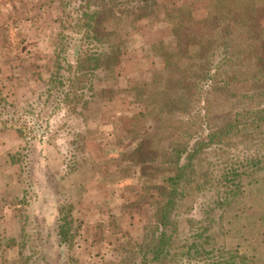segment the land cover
<instances>
[{"label": "rangeland", "instance_id": "374dc122", "mask_svg": "<svg viewBox=\"0 0 264 264\" xmlns=\"http://www.w3.org/2000/svg\"><path fill=\"white\" fill-rule=\"evenodd\" d=\"M259 3L264 6V0H259ZM179 6H187L196 20H203L215 12L216 0H186L184 5L167 7L158 5L154 14L146 19L156 24L163 11L169 16ZM57 7L55 23L46 21L43 29L44 43H52L53 38V51L46 50L40 58L45 59L52 53L50 73L54 44L60 32L62 12L59 2ZM167 20L172 25L169 17ZM52 26L55 29L50 33ZM33 28L38 30L40 26L36 25L35 19H30L27 30L34 34ZM134 28L138 29L134 25L121 32L124 56L128 48L126 41L130 39L135 42L130 33ZM171 36L173 40L169 43L155 44L143 52L135 51L136 68H133L138 73L133 71L134 77L130 79L127 77L131 74L126 75L125 83L118 82L116 73L124 56L113 76L101 73L95 96L86 110L79 107V114L65 113L62 110L65 104L57 109L55 97L49 100L45 98V82L50 74L42 77V73L36 71L38 61H20L25 65H20L22 68L17 70V78L14 76L17 80L11 83L4 82L0 76V98L6 99V102L0 100V126H22L26 134L22 138L26 145L12 156L21 163L20 194L16 193V188L6 190L7 193H4L5 189H0V221L6 213L12 221L19 222V227L7 229L0 223V247L17 240L22 264H138L139 259L133 257L135 245L143 242L153 228L158 205L163 200L161 188L167 186L168 178L175 173L169 162V139H166L160 123L151 117L141 116L146 111L138 96H147L149 92L161 89L160 79L167 75L164 55L178 52L177 39L174 34ZM33 44V41L29 42V45ZM34 54L35 50H29L27 59L33 60ZM245 59L240 73L245 80L235 84V90L242 93L253 90L250 78L259 67V61L254 56L249 55ZM115 81L117 90L103 89L104 84L112 86ZM211 98L212 114L221 118L232 114L234 105L225 102L223 93L214 91ZM102 99L109 100L111 104L105 112L101 111ZM114 112L121 115L117 116L113 128L100 129V123L105 122L107 115L114 119ZM35 144L42 147L35 148ZM133 144L135 148L131 147ZM221 148L210 154L213 162L217 160L216 175L223 174L224 161L229 154L233 160H230L226 170H230L228 178L233 179L234 169L229 167L238 166V171L244 170V152L236 154L235 149H229L227 154ZM251 152H255V149ZM204 168L199 167L198 170ZM95 180L102 181L105 187L100 190H109L115 199H108V203H105L100 199L102 193L99 196L90 195V199L86 186L95 184ZM249 180L240 188L231 210L224 213L223 223L217 222L213 227V232H217L213 242L264 264V169ZM230 185H233V181ZM186 191L188 195L181 206L183 212L177 237L182 250V245L187 244L190 238L187 237L191 229L188 219L205 217L204 206L209 196L207 192L198 195L194 187ZM8 201L10 207L7 206ZM64 202L74 204L73 216L80 228V247L73 251V260L66 248L54 241L58 237L57 227L47 220L56 218L58 221V213ZM53 210L57 213L55 217ZM213 216L219 219L220 210L214 211ZM89 239L93 241L89 242Z\"/></svg>", "mask_w": 264, "mask_h": 264}, {"label": "trees", "instance_id": "16d2710c", "mask_svg": "<svg viewBox=\"0 0 264 264\" xmlns=\"http://www.w3.org/2000/svg\"><path fill=\"white\" fill-rule=\"evenodd\" d=\"M56 1L62 12L60 32L44 96L48 100L55 97L57 109L65 104L72 114H79V107L86 110L95 96L100 74L113 76L122 62V30L154 14L159 2ZM186 8L179 6L168 16L178 52L164 55L167 75L160 79L161 89L138 96L146 111L141 116L160 123L169 139V162L175 173L161 188L163 200L155 224L144 241L135 245L133 257L139 259L138 264H260L247 255L217 246L213 227L223 223L224 213L236 203L240 188L264 169V6L259 0H216L215 12L203 20H196ZM249 55L259 61V67L250 78L253 90L242 93L235 90V84L245 80L240 73ZM214 91L223 93L225 102L233 103L228 117L212 114ZM0 100L6 102L3 97ZM17 130L22 138L26 137L22 126ZM221 146L226 153L229 149H235L236 154L244 152V170L229 167L234 169L233 179L228 178L230 170H226L233 160L228 153L223 174L216 175L217 160L213 162L210 154ZM253 148L255 152H251ZM199 167L204 170L199 171ZM190 187L200 196L205 192L209 196L205 217H189L190 238L182 250L177 240L178 223ZM74 210V204L64 202L57 223L61 246L72 260L73 251L80 247ZM217 210L221 212L219 219L213 216Z\"/></svg>", "mask_w": 264, "mask_h": 264}, {"label": "crops", "instance_id": "0c3cea01", "mask_svg": "<svg viewBox=\"0 0 264 264\" xmlns=\"http://www.w3.org/2000/svg\"><path fill=\"white\" fill-rule=\"evenodd\" d=\"M158 2L159 5L167 7L184 5V3H186V0H158ZM57 3L58 2L56 0H0V76L2 77L4 82L11 83V81L13 80L16 81L18 75L17 70L22 68L20 65H25L24 63L28 61H34V63L35 61H38V65H36V71L42 73V77H46L50 74L49 61L52 53L50 55L48 54L45 59L42 57L41 60L40 58L41 54H43V52H45L46 50L47 52L53 51V38L52 43H44L43 38L45 37V35L43 33V29L45 28L44 24L46 21H48L49 24L53 22L55 23L58 8ZM167 17L168 13H165L163 11L161 17L157 18L156 24H152V20L146 18L141 19L137 23H135L138 29L136 30V28H134L133 30H131L132 32L130 31L135 42H131L130 39L129 42L126 41V47H128L126 55L124 56L122 64L118 66V69L116 70L118 82L125 83V76L129 74H131V76L127 77V79H130V77H134L132 72H135L136 70L133 68V66L135 67L136 65L134 59L135 51L143 52L145 50H148V48L155 44L162 42L169 43L171 40H173L171 36L173 35V28L171 23L167 20ZM30 19H35L36 25L40 26V29L38 30L34 28L32 29V31H35L34 34H31L27 30V22ZM53 29L55 28L52 26L50 33L54 31ZM31 41H33V45H29V42ZM31 49L35 50V54L33 60L32 58L28 60L26 54H29V50L31 51ZM138 55H140V53ZM20 61H23L24 63L22 62L21 64ZM136 73H138V71ZM36 79L37 75H35L34 80ZM115 84L112 86L104 84L103 89L117 90L116 81ZM125 93H127V91H125ZM8 96L13 95L9 94ZM121 97L123 98L124 96H120V98ZM106 100L107 99L101 100V111L103 112L107 111V109H109L111 105L110 101ZM62 110L65 113L72 114L66 107H63ZM115 113L116 116L113 120H111V117L109 115L106 116L105 122L100 123V129L113 128V126L117 122V116L121 115L118 112H114L113 114ZM17 129L18 128L16 125H6L5 127L0 126V180H2V182L0 181V189H5L4 193H7L6 190L11 191L16 188V193L20 194L21 190V163H19V161H17L14 157L12 158V156H14V154L18 152L19 149L23 148L26 145V142L22 139V137H20ZM38 147L42 146H37L35 144V148ZM38 161L40 162L41 159H39ZM94 182L95 184H88V186H86L88 196H99V194L102 193L103 197L100 199L103 202L108 203V199H112L113 194H111V192L107 189L100 190L101 188L105 187V184L102 181L95 180ZM113 199H115V197ZM9 203L10 202L8 201L7 206L10 207ZM8 211H10V209H8ZM53 215L54 217L57 216L55 210H53ZM47 220H50V222L52 223L51 225L57 227L58 221L56 218H50ZM0 223L1 225H5V228L7 227V229L11 227L14 228L17 225L19 227V222L17 224V222L12 221L10 215L6 213L2 217ZM8 234L10 235V232ZM57 234L58 233H56V237ZM12 237H15V234H12ZM58 237L57 240L54 241L58 242L61 245ZM92 241L93 240H90L89 242ZM19 247L20 246L17 243V240L16 242L10 241L9 245H4L3 248L0 247V264H22L19 260Z\"/></svg>", "mask_w": 264, "mask_h": 264}]
</instances>
